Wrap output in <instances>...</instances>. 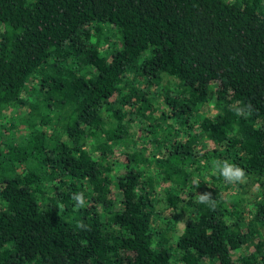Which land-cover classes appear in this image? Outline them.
<instances>
[{
	"label": "trees",
	"instance_id": "trees-1",
	"mask_svg": "<svg viewBox=\"0 0 264 264\" xmlns=\"http://www.w3.org/2000/svg\"><path fill=\"white\" fill-rule=\"evenodd\" d=\"M0 264H264V0H0Z\"/></svg>",
	"mask_w": 264,
	"mask_h": 264
},
{
	"label": "clouds",
	"instance_id": "clouds-1",
	"mask_svg": "<svg viewBox=\"0 0 264 264\" xmlns=\"http://www.w3.org/2000/svg\"><path fill=\"white\" fill-rule=\"evenodd\" d=\"M249 107H251L249 105ZM237 114H241V110H237ZM214 168L219 174L224 178V180L229 184L242 183L245 180L246 172L245 170L234 163H230L227 160L224 161H214ZM199 187V181H195ZM209 187L211 185L208 184ZM72 200L75 201L74 210L79 211L85 206V198L83 192H77L72 195ZM197 203L208 204L211 207L215 206V199L212 197L211 192H203L197 194ZM78 227H86L83 222L78 224Z\"/></svg>",
	"mask_w": 264,
	"mask_h": 264
},
{
	"label": "rangeland",
	"instance_id": "rangeland-1",
	"mask_svg": "<svg viewBox=\"0 0 264 264\" xmlns=\"http://www.w3.org/2000/svg\"><path fill=\"white\" fill-rule=\"evenodd\" d=\"M246 196H247L248 198H250L248 193H247ZM181 228H182V223L179 222L178 225H177V227H176V230H177V231L175 232V235H177V234L181 231Z\"/></svg>",
	"mask_w": 264,
	"mask_h": 264
}]
</instances>
